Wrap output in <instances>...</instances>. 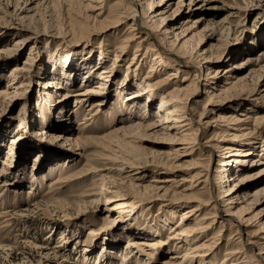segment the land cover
<instances>
[{"label":"rangeland","instance_id":"1","mask_svg":"<svg viewBox=\"0 0 264 264\" xmlns=\"http://www.w3.org/2000/svg\"><path fill=\"white\" fill-rule=\"evenodd\" d=\"M151 1L162 21L146 17L139 25L128 0H0V264H229L226 251L238 247L264 257V191L256 193L264 176L235 180L264 166V0ZM155 53L177 71L155 64ZM154 67L157 75L145 78ZM153 79L166 85L145 112L144 123L154 125L127 133L144 111L124 107L123 96ZM172 85L182 87L189 129L167 138L155 125L159 93ZM229 114L251 116L240 126L249 127L247 137L231 140L240 132L223 119ZM241 138L248 139L243 150L254 147L246 169L227 170L218 182L230 151L222 145ZM252 157L261 162L250 164ZM169 176L174 181H161ZM229 186L237 195L231 205L221 202ZM114 192L143 198L126 209L124 222L107 203ZM197 202L207 205L194 214H214V221L193 242L219 233L218 248L203 259L183 254L185 240L169 239L182 222L179 211ZM240 206L246 226L237 223ZM129 235L165 243L152 255L132 249L121 262ZM247 236L255 245L242 243ZM63 242L68 254L52 253ZM87 249L90 259L82 256Z\"/></svg>","mask_w":264,"mask_h":264},{"label":"bare ground","instance_id":"2","mask_svg":"<svg viewBox=\"0 0 264 264\" xmlns=\"http://www.w3.org/2000/svg\"><path fill=\"white\" fill-rule=\"evenodd\" d=\"M129 4H130V10H129V14H132V16H137L136 15V12L139 11L140 12V18H139V25L141 20L148 17L149 21H151L152 19H155L154 21H159L162 19H157L156 18V14L154 13V10L151 9L152 7V1L151 0H128ZM154 4V3H153ZM127 7V6H126ZM129 9V8H128ZM125 10V9H124ZM127 12V11H125ZM120 18V15H118ZM120 22V21H119ZM143 23V22H142ZM146 23V22H145ZM135 24V23H134ZM143 26V25H142ZM130 27V26H129ZM128 27V28H129ZM145 29L148 30V26H143ZM136 28V27H135ZM135 28H130V30L132 31L133 29ZM135 33H133L131 35L132 36H135L134 35ZM135 37H138V36H135ZM134 37V38H135ZM134 38H131V39H134ZM18 43V42H16ZM126 43L125 45H122L120 47V50L123 52L125 49H126ZM138 48L135 50L137 51ZM135 55L136 53L133 54V58H135ZM154 58H153V61H155V64H159L160 66L162 65V67H166V66H171L172 68V72H176L177 69H178V66L175 65V64H171L169 61L167 62L166 59H163L158 53H155L154 54ZM177 57L178 55L175 54ZM117 54H114L113 55V60H112V63H114L116 60H117ZM138 59V58H137ZM178 61V60H177ZM190 62V61H187V63ZM194 64V63H193ZM137 66H135L136 68ZM162 67L160 68V70H162ZM16 70H18V68H14ZM155 67L154 68H151L148 72H147V75H145V78L147 77H150L151 75H157L155 74ZM152 72V74H151ZM111 73V70H107L106 72H103V73H100V78L102 80L103 83H101V85L99 86H96L95 88H101L103 87V84L108 81V76L110 75ZM188 72L186 71L183 75V77L185 75H187ZM22 76V75H21ZM186 77V76H185ZM152 78V77H151ZM161 78V77H159ZM66 79H69V78H66ZM154 81H147V80H144V81H140L138 83H136L135 85L136 86V89L131 91L130 93H127L125 94L123 97L125 99V104H124V107H126L127 109L128 108H132L134 111L135 110H138L140 112L144 111L143 113V118L140 120V121H133L134 119L132 118L130 121H131V124L125 128L126 132L127 131H130L131 129H134V128H138V127H153V123H144V116L146 115L148 108L150 107L149 106V102L150 100H152L154 98V93L157 92V91H161V89L166 86L164 85V80L163 79H153ZM51 85H57V89L61 88V84L60 83H57V82H50ZM20 85V84H19ZM233 85V83L230 85V87ZM17 87H19L17 85ZM47 87H51L50 85H48ZM229 88V87H228ZM228 88H224V89H228ZM122 89H123V86H122ZM182 89V87H181ZM180 87H178V85H172L169 89L163 91V92H160L159 95H160V104H159V109H157L158 113L161 114V118H160V122L155 125V126H158L159 129L161 130V132L165 135V137L167 138H172V136L170 135L171 131L174 130L177 131V129L181 128V127H186L187 125H189L188 122H186L187 118L185 116V111L184 109H186V105H185V101L184 99L182 98V93H181V90ZM1 90V89H0ZM94 91V90H93ZM96 92V91H95ZM2 93V91H0V94ZM9 93V92H8ZM143 96V97H142ZM146 97L145 99V102H144V98ZM189 98V97H188ZM187 98V99H188ZM51 96H49V99H46L44 101V104H47L49 102H51ZM148 99V101H147ZM50 105V104H49ZM95 105V104H94ZM96 105H97V102H96ZM148 107V108H147ZM184 111V112H183ZM146 112V113H145ZM131 115V114H130ZM242 117H238L236 115H233V114H229L227 115V117H223V119L225 121H227L228 123H233L234 125H237L238 128H237V132L239 131L240 133L238 134H230L231 135V140H235L237 137H247L248 134L250 132H247L246 130L249 128H241L240 126L241 125H244V124H247L250 122V115L248 114H241ZM190 120V119H189ZM246 122V123H244ZM144 123V124H143ZM168 123H174V125H170ZM196 126H200L201 122L200 120L196 122ZM250 125V124H249ZM21 126V124H20ZM246 126V125H245ZM122 127V126H121ZM239 127L241 128V130L239 129ZM139 129V128H138ZM187 129H189V126L184 128V131H186ZM236 129V128H235ZM115 130V129H114ZM192 130V129H191ZM252 130V129H251ZM250 130V131H251ZM121 131V130H120ZM123 131V130H122ZM193 131V130H192ZM246 131V133H245ZM124 132V133H126ZM114 133V132H113ZM128 133V132H127ZM248 133V134H247ZM195 134V133H194ZM193 134V135H194ZM187 133L183 134L184 138L186 139V136ZM197 135V134H196ZM229 135V134H228ZM175 138V137H174ZM232 140V141H233ZM241 140H243V142H247L248 139L247 138H241L239 139L237 142H235L234 146H231L230 143L227 145V143L223 144L222 145V148L225 147V148H230V151H229V156L227 157H224L221 162H219V165L222 166V169L221 170H218L220 174H218V182H221L223 179L224 176H227L226 175V171L227 170H232L234 173L235 172H238L240 169H246V167L243 165V163H245L246 161V157L251 155V153L254 151V147L251 146L250 148L248 149H242L240 146L241 144L243 143ZM71 141V140H70ZM113 141V140H112ZM118 141V140H117ZM72 142H75L74 140H72ZM13 143V142H12ZM118 144V143H117ZM246 143H244L243 145H245ZM200 146V145H199ZM239 146V147H237ZM210 147V146H209ZM233 147V148H231ZM77 148V147H76ZM116 148V147H115ZM118 148V147H117ZM224 148V149H225ZM10 151L13 152V147L11 146V149ZM116 151V150H115ZM118 151V150H117ZM10 154V153H9ZM12 154V153H11ZM112 156V155H111ZM111 156H109V159L112 158ZM106 158V157H105ZM114 158V157H113ZM113 160V159H112ZM122 161V160H121ZM261 160L258 159V158H255V157H252L250 158L249 160V163L252 164V163H255V164H258L260 163ZM249 168H247L246 171H248ZM221 171V172H220ZM245 171V172H246ZM225 174V175H223ZM172 176V175H170ZM168 177V178H164V179H161V181H174L173 178L171 177ZM216 176V175H215ZM237 178H231V177H227L229 179H232V180H236V182L238 181L239 184L243 183V182H246V181H249L251 182L252 180H257L261 177L264 176V166L261 167L259 170L257 171H248L247 173H244V174H241V175H236ZM173 177V176H172ZM127 179V178H126ZM203 180V179H202ZM154 181V180H152ZM182 181H186L185 179L182 180ZM201 181V180H199ZM198 181V182H199ZM207 181V180H206ZM180 182V181H179ZM207 183V182H206ZM208 184V183H207ZM239 184H236V185H239ZM179 185V184H178ZM235 185V184H234ZM231 186L228 187L227 191H225L226 193H224V196L223 197H227L226 199H221V198H218V199H221V202L222 203H227V205H231L232 203L235 204L236 203V199L235 198L237 195H234L236 194V191L235 192H232ZM230 188V189H229ZM186 189V188H185ZM262 191H264V185L262 187H260L256 193H261ZM98 194V193H97ZM142 194V193H141ZM190 193H188L187 195H189ZM185 196V195H183ZM133 197V198H132ZM188 197V196H186ZM222 197V196H221ZM110 199L107 200V203L111 204V210L110 211H114L117 213V218H119V220L121 222H124V214H129L126 209L129 208V209H132V208H135L136 206V201L137 199H143L141 196H130V195H126V194H120L118 192H114L112 196L109 197ZM247 199V198H246ZM187 201H189V199H186ZM245 201V199H243V202ZM248 201V200H247ZM247 201L245 202V204H248ZM214 204V203H213ZM216 204V203H215ZM215 204L212 206L213 209H217L215 207ZM199 205H207V202H197L196 204H194L192 207H189V208H183L180 212V217H181V220L182 222L178 225V228L176 227L174 229V232H175V235H171L169 237V239H182V240H185L188 245L190 246V248H188L189 250L187 251H184L183 254L184 255H190L192 254L193 257H199L203 259L202 256H204V254L208 251H212V249H216L218 248V245H217V242L216 238L217 235L219 234H216L211 236L210 238H207L205 241H207L208 243H199V244H196L193 242V239H195L198 235L203 234L205 231H207L208 229H210L212 227V223L214 221V214H212L211 216H202V215H199V214H194L196 211H198L199 209ZM246 206V205H244ZM126 207V208H124ZM228 207V206H227ZM228 209V210H227ZM226 210L227 211H231L229 208H227ZM241 206L239 208H237L236 210V213L237 215L239 216V219L237 218V223L239 225H247L246 222L248 219H244L243 217L240 216V212H243L241 211ZM109 211V212H110ZM192 216L194 215V217H189L188 215H191ZM234 215V214H233ZM208 218H212V222H209L206 224V222L204 221L205 219H208ZM129 220V219H128ZM112 222L111 220H109L108 223ZM145 224V223H144ZM147 225L149 224H146V227ZM134 226V225H133ZM137 228V230H142L143 231V228L141 227H135ZM145 230V229H144ZM95 230H91L89 232V234H92ZM141 231V232H142ZM97 233L99 232H95L94 235L96 238L97 236ZM143 234V233H142ZM205 234V233H204ZM93 235V234H92ZM235 236V234L231 237L233 238ZM129 237H138V236H131L129 235L127 237V240H126V248H125V251L124 253L121 252L120 254V258H121V262L125 261L127 259V254L128 252H130L132 249H136L137 251L141 252V253H146V254H149V255H152V252L154 248H156V245H160V244H164L165 242H147L145 241L143 238H129ZM252 236H247V239L243 240L242 243H246V244H251V245H255V241L251 239ZM65 238V237H64ZM238 238V237H237ZM65 240V239H64ZM63 240V241H64ZM160 241V240H159ZM190 242V244H189ZM241 243V244H242ZM175 245H178L177 243H175ZM144 246H147L149 247L148 249L151 250V251H148L146 250V248ZM243 246V245H242ZM175 247V251L177 252V246H173ZM204 248H206V250H202ZM190 249H191V252H190ZM89 249L86 250V252L82 254L83 257H86V258H91V255L89 256V252L90 250L88 251ZM84 251V250H83ZM88 251V252H87ZM248 251H251L249 250V248H247V251L245 252L244 249L242 247H238V248H235L233 250H227L226 253H225V256L223 258L222 261H229V264H261V262L264 260V257H258L256 258L255 254L253 252L251 253H248ZM54 252V254H57V253H62L64 255L68 254L67 253V249H65V244L64 242L59 245V246H55L54 247V250L52 251V253ZM148 252V253H147ZM260 253V252H259ZM62 255V256H64ZM183 255V256H184ZM206 255V254H205ZM210 255V254H209ZM100 256L103 257V254L100 253ZM172 257H177V256H170V258ZM192 257V256H191ZM209 257V256H206V258ZM94 258L95 260V263L97 260H99L98 256L96 255L95 257H92ZM98 264H101L99 261H97ZM143 261L141 260L140 264H142ZM167 263H171L169 262L168 260L165 261L164 264H167ZM209 263L211 264H214L213 261H209ZM144 264H146V261H144Z\"/></svg>","mask_w":264,"mask_h":264}]
</instances>
